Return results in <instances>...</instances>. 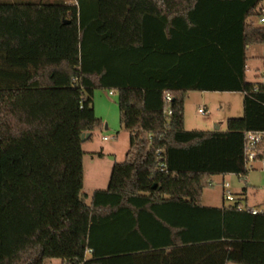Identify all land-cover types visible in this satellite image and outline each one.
I'll list each match as a JSON object with an SVG mask.
<instances>
[{"label": "trees", "instance_id": "1", "mask_svg": "<svg viewBox=\"0 0 264 264\" xmlns=\"http://www.w3.org/2000/svg\"><path fill=\"white\" fill-rule=\"evenodd\" d=\"M262 2L0 1V264H264V213L202 203L214 175L247 174L245 133L264 130L247 77ZM96 89L118 93L130 147L88 204ZM191 91L243 92L244 114L187 130Z\"/></svg>", "mask_w": 264, "mask_h": 264}, {"label": "rangeland", "instance_id": "2", "mask_svg": "<svg viewBox=\"0 0 264 264\" xmlns=\"http://www.w3.org/2000/svg\"><path fill=\"white\" fill-rule=\"evenodd\" d=\"M0 1H27V0H0ZM40 1V0H29ZM47 2L65 1L76 3V0H44ZM264 4V0L262 2ZM255 24H260L259 16L250 18ZM248 71L249 82L262 80L264 72V44L250 45L248 50ZM243 92H221V91H191L185 100V122L187 130H227L228 118L242 117ZM119 95L116 91L109 89H96L93 96L96 115L104 118L102 129L94 131L92 136L83 141L84 151V189L83 194L86 202L91 203L95 188H107L113 165L116 161H123L130 147V136L121 127L120 110L118 106ZM203 107L206 113L198 110ZM108 123V127H106ZM104 136L110 138L104 140ZM112 137H115L112 139ZM104 147L111 153L101 157L99 153ZM97 154V155H96ZM231 184V191L244 204L264 208V172L258 167L250 170L244 177L236 174L214 175L212 186L206 190L210 193L212 201L221 206L223 203L228 206L229 201L224 199L223 181ZM246 189V190H245ZM46 264H62L60 259L47 261Z\"/></svg>", "mask_w": 264, "mask_h": 264}, {"label": "built area", "instance_id": "3", "mask_svg": "<svg viewBox=\"0 0 264 264\" xmlns=\"http://www.w3.org/2000/svg\"><path fill=\"white\" fill-rule=\"evenodd\" d=\"M256 15L259 16L260 23H264V4L261 3L255 10ZM261 85L264 86V72L262 74V80L260 81ZM258 89V86L255 87V90ZM165 99L167 103H170L173 100V96L170 93H166ZM200 113H206V110L203 107H200L198 110ZM168 113H171V108L168 109ZM108 139V137H104ZM161 152V151H160ZM244 164L247 171L257 169L258 167L261 171L264 172V130L261 131H247L245 133V142H244ZM166 162L161 163V169H166ZM224 187V199L229 201V206H236L238 210H247L253 214L264 213V210L253 205L242 203L235 194L231 191V184L228 181L223 183ZM233 264V263H227Z\"/></svg>", "mask_w": 264, "mask_h": 264}, {"label": "crops", "instance_id": "4", "mask_svg": "<svg viewBox=\"0 0 264 264\" xmlns=\"http://www.w3.org/2000/svg\"><path fill=\"white\" fill-rule=\"evenodd\" d=\"M250 47V46H249ZM249 50V49H248ZM247 71H248V64H247ZM95 111H96V109H95ZM101 119L104 121V118L103 117H101ZM106 127H108V123H107V125H106ZM128 132V131H127ZM93 134V133H92ZM128 134H129V136H130V133L128 132ZM105 137V136H104ZM103 137V138H104ZM113 138H115V137H112V139ZM108 139H110V138H108ZM108 139H106V140H108ZM105 140V139H104ZM107 150L104 148V147H102L101 148V152L100 153H102L103 154V156H101V157H104L105 156V154L106 153H111V152H106ZM97 155V154H96ZM125 160V159H124ZM123 160V161H124ZM119 162H121V161H119ZM225 175H228V174H225ZM225 175H222L223 176V179L225 178ZM225 182V180L223 181V183ZM109 185V184H108ZM108 187V186H107ZM98 189H106V188H95V190H94V192L96 191V190H98ZM208 189H210V188H207L206 190H208ZM206 190L204 191V194H203V197H202V203H203V205H205V206H214V207H225L226 205L223 203L221 206H218L219 204H215V203H213V201H212V196H211V194L210 193H206ZM261 209H263L264 210V208H261Z\"/></svg>", "mask_w": 264, "mask_h": 264}, {"label": "water", "instance_id": "5", "mask_svg": "<svg viewBox=\"0 0 264 264\" xmlns=\"http://www.w3.org/2000/svg\"><path fill=\"white\" fill-rule=\"evenodd\" d=\"M215 129L218 130V129H219V126H216ZM90 136H91V133L84 134V135L82 136V140L85 141V140H87L88 138H90Z\"/></svg>", "mask_w": 264, "mask_h": 264}]
</instances>
